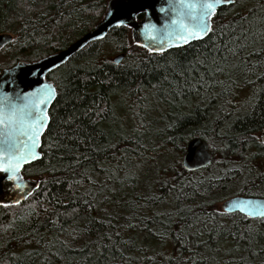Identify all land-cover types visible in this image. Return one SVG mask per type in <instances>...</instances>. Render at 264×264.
I'll use <instances>...</instances> for the list:
<instances>
[{"label":"trees","instance_id":"1","mask_svg":"<svg viewBox=\"0 0 264 264\" xmlns=\"http://www.w3.org/2000/svg\"><path fill=\"white\" fill-rule=\"evenodd\" d=\"M107 1L0 0V32H10L18 41L7 44L0 52H8L11 65L18 60L33 61L64 48L100 20ZM250 6L251 3L246 5ZM244 11V8L237 9L240 13ZM42 12L47 15H42ZM231 19L230 13L224 22ZM255 32L254 28L253 34ZM241 35L240 29L230 38L217 33L212 41L206 37L203 42L192 41L182 48L169 49L162 57L153 54L148 67L157 62L163 65L173 57L188 63L202 56L206 44H220L221 40L229 43ZM241 43L248 46L237 56L220 52L221 56H227L226 65L217 60L225 67L223 73L213 71L205 74L203 88L189 91L185 86L183 94L176 96L153 95L150 84L157 82L162 75L160 72L134 75L129 69L121 74L115 72L114 65L103 63L111 60L106 55L107 50L116 54L123 52L126 64L149 57L146 49L132 42L129 27H113L103 39L88 43L72 55L66 65L48 73L47 78L57 87L59 94L48 110L55 118L50 125L51 131L45 129L41 136L45 147L49 137L59 130L57 125L61 117L71 111L73 104L82 110L95 101L104 108L100 97H105L109 105L116 106L120 120L117 125H113L110 119L105 120L97 127L109 129L122 123L124 132L128 133L140 119L133 117L129 106L134 109L137 97L147 96V101L142 103L150 105L146 114L147 120L151 121V131L145 137L148 150L139 159L129 157L131 165H143L138 179L129 178L121 187L119 179L124 176L121 171L116 182L109 181L107 185L109 191L106 195L110 199L94 202L91 209L81 199L88 187L86 183L71 190L67 183H48L36 190V199L42 200V206L37 209L39 215L28 217V204H35L31 198L20 206L0 207V264H98V261L99 264H180L181 261L183 264H210V256H215L216 261L238 260L241 255L248 256L247 241L239 239L248 223L255 226V246L252 250L257 252L251 257V264H260L264 258V252L259 251L264 247V222L246 221L242 214L227 213L219 207L220 202L232 195L264 197V145L252 139L261 138L260 131L264 126V39L257 35L255 42L250 37L247 41L241 39ZM94 63L100 66L89 71L90 78L85 81V72ZM248 65H255L251 72ZM205 71L203 67L198 68L195 74L190 75V81L195 83ZM105 73L114 75L113 82L101 83L107 79ZM138 84L144 85L143 91H137ZM77 94L83 99H74ZM177 120L179 127H168ZM192 130H197L195 136L205 141L212 159L204 168L186 171L181 165V157L187 141L195 137L188 135ZM169 136L184 137V148H174ZM54 155L59 157L61 153ZM244 157H249L252 166L250 174L247 167L236 170L241 163H247ZM109 160L112 165L116 164L111 154ZM52 163L59 167L61 162L53 159ZM47 164L46 157L43 162L26 165L22 175L38 182L46 175L50 178L52 174L43 170ZM56 175L66 181L73 179L64 173ZM105 175L97 171L93 179L99 184ZM113 188L116 189L114 192L111 191ZM142 194L156 199L145 203L141 199ZM187 208H191L192 213L178 212ZM73 209L77 211L73 213ZM217 210L223 214L213 216ZM57 213L71 215H61L57 220ZM109 214L116 215L113 223L117 227L107 226ZM23 217L27 219H21ZM124 217L137 227L121 228L126 224ZM53 220H57V224L54 225ZM13 221L14 227L3 231ZM221 225L223 232L218 236ZM73 228L85 230L75 241L71 239ZM116 231H120L121 236L119 240L115 237L113 240L115 249L119 250L115 258L112 248L103 254L98 247H92L91 252L82 250L86 244L91 246L93 241L99 244L98 238L103 233L112 235ZM229 231L235 233V237L230 236ZM178 237L189 241L187 247H182ZM61 241L67 242L69 247L63 248ZM201 241L207 242L210 247L202 246ZM236 247L239 251H233L229 256L226 250ZM217 248L219 255L211 251ZM193 252L197 255L193 256Z\"/></svg>","mask_w":264,"mask_h":264},{"label":"snow or ice","instance_id":"2","mask_svg":"<svg viewBox=\"0 0 264 264\" xmlns=\"http://www.w3.org/2000/svg\"><path fill=\"white\" fill-rule=\"evenodd\" d=\"M249 3H251V6L246 7ZM110 8L112 10L106 12L105 17L100 20V27H131L129 23L130 18H135L141 13L150 16L153 10L146 0H112ZM241 8L245 9L244 13L237 12V9ZM158 11L165 14L171 12L173 15L166 20L162 31L154 33L155 25L144 24L143 27L148 30L146 40L144 43L138 41L137 44L138 47L147 50L149 54L147 59L126 64L123 61V57H114L111 60L103 62L104 64L114 65L115 72L121 74L126 73L129 69L133 71L134 75L137 73L143 75L148 72L162 73L156 83L150 84V89L154 90V96L182 95L185 86H187L189 91H198L199 88L204 87L203 80L205 74L213 71L218 73L225 71V67L217 63L219 59L226 65L227 56H221V51L237 56L240 51L248 46L246 43H241V39L247 41L251 37L253 42H255V36L257 35L261 39H264V0H171L168 7H161ZM230 13L232 14V19L225 23L224 18H227ZM42 15H47V13L42 12ZM114 17L116 19L113 24L112 19ZM254 28L256 32L253 34ZM237 29L241 30V36L230 40L229 43H224L221 40L220 44H216L215 42L206 44L202 56L194 58L188 63L173 57L163 65L157 62L154 66L148 67L151 64L153 54L162 57L168 49H179L185 45H190L192 41L203 42L206 37L209 41H212V37L216 36L217 33L230 38L236 33ZM105 34L102 33L101 36L94 38L103 39ZM17 42L15 39L9 40L5 38L0 40V48H4L5 44H15ZM66 63L65 60L61 59L59 63L53 62L51 67L47 69L37 64L29 74L40 85L38 89L30 92H18L14 96L5 92L0 96V191L11 193L9 200H5L4 196L0 195V207L20 206L23 201L31 198L35 201V204H28L30 209L28 217L39 215L37 209L42 206V200H37L35 193L42 186L46 187L48 183L56 185L67 183L69 190L76 186L83 187L86 183L88 187L85 189L81 199H83L88 209L94 206V202L99 203L110 199V196L106 195L109 191L107 188L109 181L115 183L117 175L121 171L124 172V176L119 179L121 187H124L129 178L138 179L143 165H131L129 157L139 159L148 150V141L145 137L151 131V121L147 120L146 114L150 105L142 103V101H147V96L142 98L137 97L138 103L135 104L134 109L131 105L129 106L132 109L133 117H140V119L136 123V126L128 133L124 132L122 123L109 129L97 127L98 123L105 120L110 119L113 125H117V121L120 120L116 114V106L109 105L105 97H100V100L105 104L104 108H101L99 103L95 101L82 110L76 104H73L71 111L61 117L59 125H57L59 130L49 137V142L45 147L41 141V135L45 129L51 131L50 125L55 119L47 111L46 106L51 104L59 93L57 87L45 82L42 78L45 77V71L51 73L54 70L60 69ZM209 64H211V67H209ZM99 66V63L91 65L85 72L84 80L87 81L90 78L88 75L89 71H94ZM200 67L206 70L205 73L200 74L196 78L195 83L191 82L189 79L190 75L195 74ZM247 67L248 71L251 72L255 65H248ZM104 75L107 79L101 81L102 84L113 82L114 75H110L109 73H105ZM3 83H7V81ZM143 90L144 85L138 84L137 91ZM74 99L82 100L83 97L77 94ZM253 107H255V104H253ZM93 116L96 118L94 119ZM168 127H179V121H174ZM188 135L189 137L197 135V130H192ZM113 137H115V140H113ZM168 139L177 150L184 148V137L169 136ZM252 139L258 141L260 145H264V138L253 137ZM210 146L214 147V145ZM55 153H61V155L56 157ZM109 154H111V159L116 161L115 165L110 163ZM195 156L197 162L202 167L206 166L205 162H211L207 152L203 148L196 152ZM46 157L48 164L43 170L45 173H51V177L49 178L46 175L39 182H26L22 175L25 165L43 162ZM53 159H58L61 162L59 167L52 163ZM65 160L68 163H63ZM244 160L247 163H241L236 170L239 171L241 168L247 167L250 174L252 166L249 157H244ZM185 167H187V163ZM97 171L106 174L104 180L99 184L93 179V174ZM229 171H232V169H229ZM57 173L67 174L73 177V179L70 181L63 180L56 175ZM164 183H167V181ZM115 190V188L111 189L113 192ZM141 199L145 203H148L150 201L154 202L156 198L142 194ZM48 202L51 203V199ZM133 203L135 204L136 201H133ZM223 207L230 211L241 213L246 221L264 222V202L243 200L237 196L231 200H226ZM44 211H47V209H44ZM72 211L75 213L77 210L73 209ZM179 211L192 213L191 208L180 209ZM217 213L223 214L220 210H217L213 213V216ZM61 215H71V213H57V220ZM116 215L119 214L117 213ZM116 215L109 214L107 219V226L109 228L117 227L113 223ZM21 219H27V217ZM124 219L126 224L120 226L121 228L132 229L137 227L136 224L127 222V217H124ZM195 219H199V217H195ZM57 220H53L52 223L54 225L57 224ZM100 222L103 223V221ZM14 225L15 221H13L12 225L5 226L3 231H7L9 227H14ZM219 228L220 232L218 236L223 232V225L219 226ZM84 231L73 228L72 232L74 234L71 236V239L75 241ZM229 235L235 237L236 234L229 231ZM120 236V231H116L112 235L103 233L98 238L99 244L93 241L91 242V246L86 244L82 250L91 252L92 247H98L101 250V254H103V252L112 248L114 249L113 258H115L119 250L115 249L113 240L114 237L116 240H119ZM178 239L182 247H187L189 243L187 239L183 237H178ZM239 239L247 241V257L241 255L238 260L224 261L221 259L220 261H216L215 256H210V264H251V257L257 255V252L252 250L255 246L254 224L248 223L244 232L240 234ZM103 241H107L108 243H104ZM37 242L39 243V241ZM60 243L63 248L69 247V244L65 241H61ZM201 245L210 247L205 241H201ZM211 251L215 255L220 254L218 248L211 249ZM233 251L238 252L239 247L226 250L229 256L232 255ZM259 251L264 252V247H261ZM120 255H123V253H120ZM192 255H197V253L193 252ZM177 259L179 260V258ZM201 259L203 260V256H201ZM180 264H183V262L181 261ZM260 264H264V258L261 259Z\"/></svg>","mask_w":264,"mask_h":264},{"label":"water","instance_id":"3","mask_svg":"<svg viewBox=\"0 0 264 264\" xmlns=\"http://www.w3.org/2000/svg\"><path fill=\"white\" fill-rule=\"evenodd\" d=\"M146 2L149 5H151L153 8L151 15L149 16L141 13L139 16H136L135 18L129 19V23L131 24V27H129L131 29V39L132 42L136 45H138L137 44L138 41L140 43H144L146 40V33L148 30H146L143 27L144 24L147 23L150 25H155V29L153 30L154 33L158 31H162L163 26L166 23V20L173 15V13L171 12L165 14L158 11V9L161 7H168L171 0H146ZM111 3L112 0L107 1L105 11L102 17L100 18V20L105 17L106 12L112 10L110 8ZM115 19H116L115 17L112 19L113 24L115 22ZM100 20L90 30L83 33L80 37L69 43L64 48H61L57 51H54L48 55H45L33 61H18L11 66L0 68V96H2L3 93L5 92L14 96L18 92H30L34 89H38L40 85L37 83L36 79L29 74L30 71L34 69V66L39 64L40 67L47 69L51 67L53 62L59 63L61 59L67 61L72 55H74L77 51L82 49L88 43L94 40H99V39H95L94 37H99L101 36L102 33L107 34L108 31L113 28V27H108V28L100 27L99 26ZM5 38L12 40L13 36L10 32H0V40H3ZM114 57H124V53L123 52L117 53L112 57V59ZM47 74L48 72L45 71V77H43L42 80L54 86L52 81L47 78ZM4 81H7V83H3ZM51 104L46 106L47 111L49 110ZM260 135L261 138H264V126L260 131ZM201 148H203L207 152L208 158L211 161L212 155L208 150L205 141L201 137L195 136L187 141L181 157V165L186 171H195L204 168L209 164L208 162H205L206 166L202 167L201 164L197 162L195 153L198 152ZM186 163H187V167H185ZM23 178L28 183L38 182L37 179H31L29 177H24V176ZM0 195H3L5 200H9L11 197V193H5L2 191H0ZM237 196L243 200H254L257 202H264V197L261 196L232 195L224 199L220 203L221 210L227 213H234L233 211H230L227 208H224L223 206L226 200H231Z\"/></svg>","mask_w":264,"mask_h":264},{"label":"rangeland","instance_id":"4","mask_svg":"<svg viewBox=\"0 0 264 264\" xmlns=\"http://www.w3.org/2000/svg\"><path fill=\"white\" fill-rule=\"evenodd\" d=\"M116 54L115 51L112 50H107L106 55L109 59H112V57ZM8 52H5L4 50L0 52V67L1 66H7L9 65V58H8ZM157 163L159 164L160 161L159 159L157 160ZM156 164V163H155ZM154 164V165H155ZM221 203V202H220ZM220 203H219V207H220Z\"/></svg>","mask_w":264,"mask_h":264},{"label":"flooded vegetation","instance_id":"5","mask_svg":"<svg viewBox=\"0 0 264 264\" xmlns=\"http://www.w3.org/2000/svg\"><path fill=\"white\" fill-rule=\"evenodd\" d=\"M12 34V33H11ZM12 36H13V38H14V34H12ZM13 40V39H12ZM5 46H7V45H5ZM2 49V48H1ZM0 49V50H1ZM18 61H23V60H18ZM18 61H15V62H13L11 65H13L14 63H16V62H18ZM11 65H8V66H11ZM2 67H7L6 65L5 66H1L0 68H2Z\"/></svg>","mask_w":264,"mask_h":264}]
</instances>
